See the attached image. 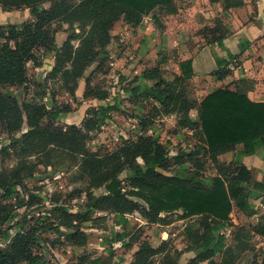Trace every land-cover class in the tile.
<instances>
[{"label": "trees", "instance_id": "16d2710c", "mask_svg": "<svg viewBox=\"0 0 264 264\" xmlns=\"http://www.w3.org/2000/svg\"><path fill=\"white\" fill-rule=\"evenodd\" d=\"M225 2L227 8L243 4L241 0ZM0 7L5 12L28 9L34 17L33 22H24L21 27L0 25V123H4L13 134L21 132L24 115L17 101L10 95H4L1 89L25 86L29 76L28 62L40 66L41 57L54 55L55 65L49 80L61 84L74 95L86 70L99 58L109 56L112 31L117 23L123 21L137 28L157 9H164L169 15L177 14L175 0H0ZM153 19L160 25L157 16L154 15ZM63 25L67 30L63 31ZM62 31L68 32L69 36L59 47L56 38ZM217 64H220L218 60ZM228 75L227 70L217 73L219 79ZM192 77L191 64L189 71L172 81H166L158 69L146 70L144 78L155 81V86L139 84L127 90L133 95H144L159 106L153 109L157 112L162 109L165 116L183 115V122L179 124L188 128L195 125L189 114L199 105L198 124L204 144L193 152L179 153L171 167L168 165L170 152L159 138L130 140L112 154L102 156L87 146L92 131L101 127L100 120L85 121L82 128L72 126L63 131L53 124L60 119L61 111L32 103L26 109L28 132L12 139L14 151L23 164L15 172L18 176L12 182L3 181L6 184H1L2 195H11L22 184L19 171L25 167L24 164L28 165L30 159L36 158L45 167H50L52 159H57L58 165L70 163L78 168L76 179L87 184L89 211L110 213L117 225L128 224L127 216L135 212L149 224L170 225L168 216L181 213L180 220L191 221L185 228L190 244L187 251L197 254L191 264L211 260L218 254L223 256L220 264H235L238 259L236 250L247 251V241L251 240L252 232L264 239V215L263 223L253 231L238 229L234 248L227 246L228 239L224 234L226 227H233L231 215L234 205L253 212L246 187L252 183L251 173L240 165L241 157L251 156L264 148V103L249 98L253 83L248 81L238 82L236 90H218L199 101L187 88L186 82ZM115 109V105L106 104L99 111L103 117H108ZM46 119L49 124L45 125ZM238 145H242L244 150L235 163L226 165L219 162L218 157ZM204 155L217 165V176L211 179L210 185L202 177L189 176L182 170L189 164L202 170L198 158ZM160 170L174 175H166ZM125 171L131 173L127 187L119 178ZM103 187L106 194L95 196L93 191ZM253 190L264 195V184H254ZM84 215H61L63 221L59 218V225L70 230L74 223L86 222L82 218ZM10 218L9 212L0 204V235L5 240L10 237L8 229H5ZM69 240L74 245L85 246L88 243V238L81 235L79 229L71 234ZM113 240L121 241L117 237ZM41 243V236L36 231L16 235L8 249L0 246V264H48L36 252ZM156 256H161L158 264H179L181 253L155 249L145 243L139 247L133 264H155L153 259Z\"/></svg>", "mask_w": 264, "mask_h": 264}, {"label": "rangeland", "instance_id": "374dc122", "mask_svg": "<svg viewBox=\"0 0 264 264\" xmlns=\"http://www.w3.org/2000/svg\"><path fill=\"white\" fill-rule=\"evenodd\" d=\"M154 15L160 20V25L155 23ZM166 17L164 9H157L137 28H132L123 21L117 23L112 31L109 56L99 58L86 70L83 78L78 81L74 95L61 84L49 80L55 65L54 55L51 58L41 57L40 66L33 62L27 63L29 76L25 86H6L1 89L4 95H10L17 101L24 115L20 133L13 134L4 123H0V204L11 217L5 225L10 237L5 240L0 235L1 248L8 249L18 234L36 231L42 239L36 252L48 264H78L81 261L82 264H133L135 254L145 243L155 249L162 248L170 252L188 249L190 244L186 239L185 228L191 221L180 220V213L168 216L170 225L147 224L138 212L127 216L128 224L117 225L110 213L87 209V184L76 179L79 175L78 168L70 163L58 165L57 159H52L50 167L40 165L36 158L30 159L27 161L28 165L24 164L25 167L19 171L22 184L11 195H2V187L6 184L3 181L12 182L18 176L15 172L23 164L14 151L12 139L28 132L26 109L32 103L44 105L49 110L61 111L60 119L53 124L63 131L72 126L82 128L85 121L100 120L101 127L92 131L91 141L87 146L92 152L102 156L112 154L130 140L153 137L159 138L170 152L168 165L171 167L179 153L193 152L204 144L196 112L191 113L195 125L192 128L184 127L179 124L183 122V115L165 116L162 109L155 111L153 107L159 106L148 101L144 95H133L127 91L139 84L155 86V81L144 78L146 70H160L166 81H172L189 71L190 61H183L180 46L174 43L166 45L163 41ZM33 21L34 17L28 9L0 11V25L6 28L9 25L21 27L24 22ZM65 30L67 26L63 25V31ZM63 31L57 34L56 42L59 47H62L69 36L68 32ZM75 45L78 43L75 42ZM188 47H193L192 41L188 43ZM186 84L189 88L188 82ZM106 104L115 105L116 109L108 117H103L99 108ZM44 124H49L47 119ZM198 160L203 166L202 170L192 164L186 165L182 170L189 176L202 177L210 185L211 179L217 175V165L206 155ZM160 172L174 175L164 170ZM130 175L129 171H125L119 176L124 187L128 186ZM93 193L100 197L106 194V189L103 187ZM134 201L141 204L137 199ZM61 215H84L82 218L86 222L80 225L74 223V228L67 230L59 225V218L63 221ZM77 229L88 238L87 245H74L69 240ZM224 234L229 235V231L224 230ZM114 237L121 241L115 242ZM252 245L256 248V258L261 257L259 255L262 253L259 252H262L264 246L257 240ZM241 253L244 252L236 250L235 256L239 259ZM242 258L245 259L244 256ZM153 261L155 264L160 263L161 256H156Z\"/></svg>", "mask_w": 264, "mask_h": 264}, {"label": "crops", "instance_id": "0c3cea01", "mask_svg": "<svg viewBox=\"0 0 264 264\" xmlns=\"http://www.w3.org/2000/svg\"><path fill=\"white\" fill-rule=\"evenodd\" d=\"M241 1V6L227 8L225 0H175L177 14H167L165 18L166 33L163 41L166 45L174 43L180 46L183 61H190L193 77L188 81V87L199 101L218 90H236L238 82L248 81L253 83L249 98L264 103V0ZM0 11L3 10L0 8ZM190 41L193 47H188ZM225 70L229 71L228 77L219 79L217 73ZM198 109L199 105L189 114L193 122L191 113L196 112L198 116ZM243 150V146L238 145L218 157V160L222 164H233ZM240 166L251 173L252 183L246 187L253 212L249 213L234 205V213L231 215L233 227L225 229L229 231L226 237L230 248L237 245L235 237L238 229L253 231L263 223L264 195L255 192L253 187L256 183L264 184V148L251 156L241 157ZM252 234L251 240L247 241L250 250L239 254L237 264L241 261L242 264H264V248L259 252L262 253L259 255L261 257L256 258V248L252 245L257 240L264 246V239L254 232ZM179 252V264H191L197 257L193 251ZM222 257V254H218L199 264H220Z\"/></svg>", "mask_w": 264, "mask_h": 264}]
</instances>
